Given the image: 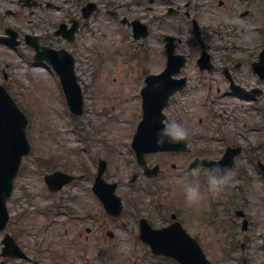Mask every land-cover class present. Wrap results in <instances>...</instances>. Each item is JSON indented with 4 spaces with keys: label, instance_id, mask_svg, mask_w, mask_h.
I'll list each match as a JSON object with an SVG mask.
<instances>
[{
    "label": "rangeland",
    "instance_id": "obj_1",
    "mask_svg": "<svg viewBox=\"0 0 264 264\" xmlns=\"http://www.w3.org/2000/svg\"><path fill=\"white\" fill-rule=\"evenodd\" d=\"M64 1L60 6L69 8ZM80 1L98 5L88 19H83L80 7L76 15L81 20L74 44L84 91L81 117L69 111L52 69L36 66L0 44V83L28 117L32 148L8 201L11 219L6 231H0V251L8 232L41 264H174L151 256L137 237L140 217L159 227L165 216L176 213L213 264H262L264 175L257 164H264V96L252 102L236 95L222 69L230 66L242 87L264 90V82L251 69L264 48V0ZM61 12L46 9L31 16L26 11L24 20L10 17L8 23L23 32H43ZM39 18L48 20L43 30L34 28L43 25ZM192 19L199 23L216 65L211 72L202 73L196 65L201 48ZM125 20L147 25V36L136 39ZM168 35L181 40L177 52L190 58L183 72L190 85L166 109V125L175 120L188 129L190 152L147 155L151 167H161L157 179H148L131 143L141 120L143 74L164 69ZM228 146H241L243 152L229 172L225 185L230 189H214L207 172L190 169L189 164L198 151L203 158L220 159ZM99 158L107 162V181L119 184L125 209L117 220L105 215L90 191ZM58 170L84 178L51 193L44 176ZM135 173L139 177L132 183ZM189 183H198L201 194L192 203L185 198ZM236 210L246 213L247 230ZM108 230L115 234L113 239ZM0 264L30 263L0 257Z\"/></svg>",
    "mask_w": 264,
    "mask_h": 264
},
{
    "label": "water",
    "instance_id": "obj_2",
    "mask_svg": "<svg viewBox=\"0 0 264 264\" xmlns=\"http://www.w3.org/2000/svg\"><path fill=\"white\" fill-rule=\"evenodd\" d=\"M137 34V31H136ZM199 35V32H198ZM174 48L168 45L170 54L169 66L160 76H150L147 78V87L144 89V120L142 121L138 133L135 137L133 147L137 152L139 162L146 167L144 156L149 152L158 151H185L186 139L172 142L165 138L162 145L157 144V137L164 129V115L162 110L167 105V100L174 92L183 89L184 80H173L172 76L180 72L184 64V57H175ZM37 58L45 56L60 73L64 89L73 112L80 115L83 112V97L80 86L77 83L73 70V59L65 51L44 50L39 52ZM36 58V60H37ZM209 56L204 53L200 64L202 68L208 66ZM210 68V66L208 67ZM255 70L264 78V52L261 55V62L255 64ZM27 121L20 112L14 100L9 96L6 89L0 86V228H4L8 221L6 201L11 196L14 179L20 168L23 156L30 152V146L25 134ZM229 158V157H228ZM227 160V159H226ZM225 160V161H226ZM225 161L220 163H207L206 161L197 160L195 164L206 165L212 168L219 164L225 165ZM104 172V163L100 170L101 178ZM157 174V169L152 171ZM98 179L97 190L108 192L103 196V200L109 212L114 216H119L122 211L120 199L114 195L116 185H105L101 179ZM142 237L148 241L155 253L166 254L167 256L178 259L183 264H212L206 259L205 254L197 242L190 238L181 227L173 226L163 231H152L145 223L142 224ZM14 243L8 239L7 243Z\"/></svg>",
    "mask_w": 264,
    "mask_h": 264
},
{
    "label": "flooded vegetation",
    "instance_id": "obj_3",
    "mask_svg": "<svg viewBox=\"0 0 264 264\" xmlns=\"http://www.w3.org/2000/svg\"><path fill=\"white\" fill-rule=\"evenodd\" d=\"M61 0H0V44L2 41H5L9 38L7 35V29L10 27H14V29L18 32L19 41L21 44L18 47L12 48L14 51H18L21 55L25 56L26 58H33L34 57V49L29 47L26 43V36L28 34L36 36L37 40L39 41L42 46L50 47L54 49H61L65 45H72V48H75V43L69 44L66 41V38L63 36L56 35V30L61 29V33L66 35L69 30H71L72 26L77 23L78 27L80 26V20L76 18L77 10L79 7L83 8L85 5L83 4L84 1L80 0H65L64 3L70 5L69 8L61 7L59 2ZM30 5H34L36 10H40V13H43L46 9L50 10H58L62 11V17L58 19V21H54V24L50 26V30H43V27L48 26V20H44L43 18H39L38 22L43 23V25H35L34 28L38 29L41 28L43 32H22L21 29H18L12 23H8V19L10 17L17 18L20 17L24 20V10H30V15L34 16L35 11ZM18 7V9H16ZM34 21V20H31ZM34 23V22H33ZM30 23V24H33ZM45 23V25H44ZM22 26V25H21ZM79 31L76 34V38L79 35ZM67 43V44H65ZM27 48V53L25 54L21 51V48ZM75 54V53H74ZM229 68V67H228ZM189 83V80H188ZM174 214L171 215V221L169 220L168 223H172V218ZM26 260L31 261L30 258ZM36 264V263H35ZM38 264V263H37Z\"/></svg>",
    "mask_w": 264,
    "mask_h": 264
},
{
    "label": "clouds",
    "instance_id": "obj_4",
    "mask_svg": "<svg viewBox=\"0 0 264 264\" xmlns=\"http://www.w3.org/2000/svg\"><path fill=\"white\" fill-rule=\"evenodd\" d=\"M189 134V131L184 125L175 120L168 123L162 132L157 137V144L162 145L165 138L170 139L172 142L184 140ZM209 185L214 189L223 187L229 181V169L226 166L219 164L214 165L208 169ZM185 198L189 203L198 201L200 199L199 184L189 183L185 186Z\"/></svg>",
    "mask_w": 264,
    "mask_h": 264
}]
</instances>
